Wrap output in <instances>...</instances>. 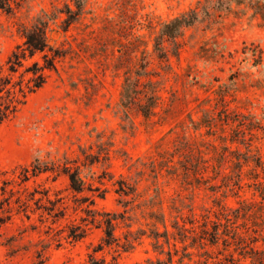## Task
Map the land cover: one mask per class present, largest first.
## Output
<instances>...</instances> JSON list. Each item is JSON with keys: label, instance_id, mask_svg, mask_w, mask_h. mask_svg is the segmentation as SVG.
<instances>
[{"label": "rangeland", "instance_id": "374dc122", "mask_svg": "<svg viewBox=\"0 0 264 264\" xmlns=\"http://www.w3.org/2000/svg\"><path fill=\"white\" fill-rule=\"evenodd\" d=\"M10 5L0 65L40 22L63 55L0 127V264H264V0Z\"/></svg>", "mask_w": 264, "mask_h": 264}, {"label": "trees", "instance_id": "16d2710c", "mask_svg": "<svg viewBox=\"0 0 264 264\" xmlns=\"http://www.w3.org/2000/svg\"><path fill=\"white\" fill-rule=\"evenodd\" d=\"M7 11H11L10 0L7 3H1L0 5ZM78 12L69 10V17L65 20L66 27L77 18L81 10V3H78ZM185 22L187 25L191 21L184 18L177 19L173 23L167 25V27L174 25L177 27L179 24ZM47 22H40L32 27H26L24 29L25 41L20 44L12 52L7 59L6 63L0 65V127L9 119L14 117L23 106L28 97L42 88L48 79V72L57 69V61L62 57L63 53L60 49H54L48 40L47 36ZM41 54L43 63L40 60L35 59V56ZM31 60L30 63L27 61ZM145 114L148 116L151 112V107H145ZM40 167H33V174H37L41 171ZM28 172V170H27ZM71 186L75 191L81 192L83 190V181L79 177L77 170H67ZM101 223L104 226L103 243L98 245L95 251L101 250L104 245L110 246L117 241L115 235V227L117 214L116 213H104ZM215 235H218V229H216ZM236 234L237 231H235ZM74 238L82 237V233H72ZM217 237V236H216ZM80 264H108L104 258L96 256L94 253H90L88 259L84 263Z\"/></svg>", "mask_w": 264, "mask_h": 264}]
</instances>
